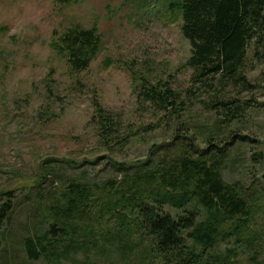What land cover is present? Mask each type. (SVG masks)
<instances>
[{
	"label": "rangeland",
	"instance_id": "1",
	"mask_svg": "<svg viewBox=\"0 0 264 264\" xmlns=\"http://www.w3.org/2000/svg\"><path fill=\"white\" fill-rule=\"evenodd\" d=\"M172 1L0 0V205L14 206L3 227L0 264H167L139 233L126 238L128 248L107 241L104 223L92 224L94 235L82 229L79 239L89 248L62 262L30 259L24 241L49 228L51 206L65 179L87 178L92 184L119 179L115 161L141 162L180 124L143 102L135 79L168 81L180 92L191 86V44L179 11L169 7ZM75 23L96 27L103 38L98 55L81 72H72L51 47L53 38ZM246 70L250 90L236 96L249 108L227 139L232 154L223 175L244 185L250 225L243 238L232 236L216 248L220 253L234 248L233 264L264 259V60L250 54ZM97 103L119 120L122 131L134 130L115 153L101 149L93 119ZM189 103L181 120L202 125L216 119L200 101ZM50 157L82 165L40 182L41 164ZM87 166L89 174H81ZM94 206L92 214L100 209Z\"/></svg>",
	"mask_w": 264,
	"mask_h": 264
},
{
	"label": "trees",
	"instance_id": "2",
	"mask_svg": "<svg viewBox=\"0 0 264 264\" xmlns=\"http://www.w3.org/2000/svg\"><path fill=\"white\" fill-rule=\"evenodd\" d=\"M169 7L179 11L182 33L191 44L187 60L193 70L191 86L180 92L168 81L135 79L139 98L180 124L141 162L115 161L113 169L122 174L119 179L111 177L101 184L87 178L65 179L51 206L49 228L25 238L30 259L62 262L86 251L89 247L79 239L81 230L93 234L92 224L97 222L108 225L103 238L122 248H128L126 238L139 233L167 264H233L234 248L224 253L216 248L232 236L244 237L251 205L244 185L227 181L223 172L232 154L233 143L227 139L234 122L241 121L249 108L236 96L237 91L250 90L249 55L264 60V0H175ZM102 43L96 27L75 23L57 34L51 47L72 72H81L96 58ZM190 101H200L216 119L202 125L181 120ZM96 111L93 119L101 149L112 153L123 149L135 136L134 130L122 131L119 120L101 104L97 103ZM149 125L152 130L161 126ZM80 165L73 158L50 157L41 164L39 181ZM88 169L81 174H89ZM96 204L100 209L92 214ZM13 207L8 202L0 205V244ZM256 264H264V259Z\"/></svg>",
	"mask_w": 264,
	"mask_h": 264
}]
</instances>
